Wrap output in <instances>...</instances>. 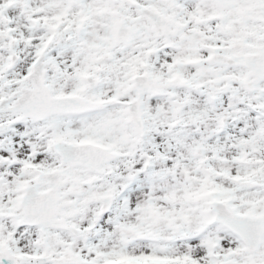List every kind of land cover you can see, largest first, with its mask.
Here are the masks:
<instances>
[{
    "label": "snow or ice",
    "instance_id": "snow-or-ice-1",
    "mask_svg": "<svg viewBox=\"0 0 264 264\" xmlns=\"http://www.w3.org/2000/svg\"><path fill=\"white\" fill-rule=\"evenodd\" d=\"M0 264H264V0H0Z\"/></svg>",
    "mask_w": 264,
    "mask_h": 264
}]
</instances>
